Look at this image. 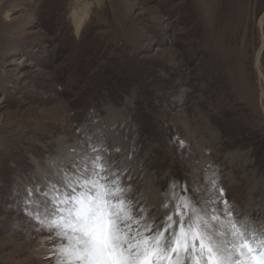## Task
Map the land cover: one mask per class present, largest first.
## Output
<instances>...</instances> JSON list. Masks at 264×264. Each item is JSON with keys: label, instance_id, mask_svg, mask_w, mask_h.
Wrapping results in <instances>:
<instances>
[{"label": "rangeland", "instance_id": "obj_1", "mask_svg": "<svg viewBox=\"0 0 264 264\" xmlns=\"http://www.w3.org/2000/svg\"><path fill=\"white\" fill-rule=\"evenodd\" d=\"M262 13L264 0H0V264H55L61 241L26 212L49 200L29 206L25 189L64 191L97 155L154 226L187 202L227 227V200L264 237Z\"/></svg>", "mask_w": 264, "mask_h": 264}, {"label": "snow or ice", "instance_id": "obj_2", "mask_svg": "<svg viewBox=\"0 0 264 264\" xmlns=\"http://www.w3.org/2000/svg\"><path fill=\"white\" fill-rule=\"evenodd\" d=\"M63 186L64 191L55 183L25 189L29 206L36 193L49 200L45 214L30 207L26 212L61 241L55 264H264V237L246 219L237 222L227 200L222 201L227 227L215 209L207 218L195 208L189 215L187 202L177 204L163 227L154 226L125 199L130 188L99 155L75 164Z\"/></svg>", "mask_w": 264, "mask_h": 264}, {"label": "bare ground", "instance_id": "obj_3", "mask_svg": "<svg viewBox=\"0 0 264 264\" xmlns=\"http://www.w3.org/2000/svg\"><path fill=\"white\" fill-rule=\"evenodd\" d=\"M251 1L253 2V0H247V2L250 4ZM87 12L88 10H85L83 11L81 14H76L75 16V21H76V30L79 32L82 27H83V24H84V21L86 19V16H87ZM75 15V14H74ZM253 16L250 17L249 21L253 20ZM263 23H264V13H262V15L260 16V20H259V26H260V29L263 31ZM264 36V35H263ZM244 43L246 42H243L242 45H244ZM251 44V49L254 47V38H252V42H250ZM263 47H264V38H263V43L262 45L260 46V48L258 49L257 53H256V68L260 74V77L262 78V80L264 81V71L262 69V52H263ZM254 56V55H253ZM251 57L250 55L245 59L244 58V61H243V65L248 67V69H250V66H251ZM250 74H252V72H250ZM249 74V75H250ZM252 75H250L251 77ZM263 94H264V91H263Z\"/></svg>", "mask_w": 264, "mask_h": 264}]
</instances>
